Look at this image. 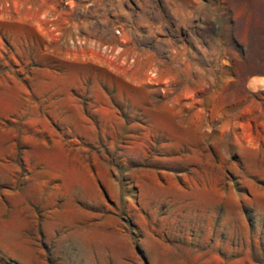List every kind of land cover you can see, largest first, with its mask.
I'll return each instance as SVG.
<instances>
[{"label":"rangeland","instance_id":"rangeland-1","mask_svg":"<svg viewBox=\"0 0 264 264\" xmlns=\"http://www.w3.org/2000/svg\"><path fill=\"white\" fill-rule=\"evenodd\" d=\"M0 264H264V0H0Z\"/></svg>","mask_w":264,"mask_h":264}]
</instances>
